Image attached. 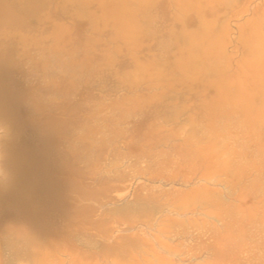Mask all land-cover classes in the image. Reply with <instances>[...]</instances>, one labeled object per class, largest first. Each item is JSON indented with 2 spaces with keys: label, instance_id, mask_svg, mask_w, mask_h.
I'll return each mask as SVG.
<instances>
[{
  "label": "rangeland",
  "instance_id": "obj_1",
  "mask_svg": "<svg viewBox=\"0 0 264 264\" xmlns=\"http://www.w3.org/2000/svg\"><path fill=\"white\" fill-rule=\"evenodd\" d=\"M146 1L126 0L131 45L96 1L93 21L64 0L10 4L0 182L25 173L0 200V264H33L30 246L42 264H264V60L247 64L242 32L264 0ZM200 19L231 95L200 61L213 49L198 74L176 67Z\"/></svg>",
  "mask_w": 264,
  "mask_h": 264
},
{
  "label": "bare ground",
  "instance_id": "obj_2",
  "mask_svg": "<svg viewBox=\"0 0 264 264\" xmlns=\"http://www.w3.org/2000/svg\"><path fill=\"white\" fill-rule=\"evenodd\" d=\"M7 3V4H4L5 2ZM31 1H33V0H18V1H16V0H0V24H2L3 22H7V23H9V24H11V22H10V19H11V16L12 15H14V16H18L19 14H15L16 13V11H13L12 9H9L10 7V4H11V6L12 5H14V4H16V3H18L17 5H19V9L20 10H28V4H30L31 3ZM94 1H96V2H98V4L100 5V8H107V7H110L111 8V11L110 10H106V11H104L105 9H103L102 10V12H104V13H102L101 14V16L103 17L104 15H106V12H108V13H110V14H112V16L114 15V20H112V22H109V23H111L110 25H111V30H112V32L117 36V38H119L120 40H122L121 42H125V43H127V44H132V43H134L135 41L137 42V40H136V38L138 37L137 36V34H138V32L136 31V29H130V27L129 28H126V25H130L129 23L127 24V19H126V17L128 16V15H131L136 9L135 8H129V7H127V5H126V0H64V5H66V6H70V8L72 9V10H74V11H76V14H77V16L79 15V16H85V17H87L88 19H89V21H93V18H95V17H93V16H95L92 12H89V11H87L86 10V6L89 4V3H91V2H94ZM149 1V4H152L153 2H154V0L152 1V0H148ZM148 1H146V4H148ZM182 1V0H181ZM16 2V3H15ZM30 2V3H29ZM137 2V1H136ZM172 2H173V0H172ZM179 2H180V0H179ZM38 3H39V0H38ZM173 3H177V1L176 2H173ZM146 6V5H145ZM5 8H7V9H5ZM30 8H31V6H30ZM13 11V12H12ZM262 12V11H261ZM100 15V14H99ZM2 16H3V18H2ZM100 16V17H101ZM109 16V15H108ZM111 16V15H110ZM99 17V16H98ZM133 17V16H132ZM264 16L262 15V17L261 16H259L258 17V19L259 18H262L261 20H264V18H263ZM104 18V17H103ZM103 18H102V22H103ZM5 21H4V20ZM96 19V18H95ZM101 19V18H100ZM99 19V20H100ZM108 19H109V17H108ZM108 19H105V20H108ZM112 19V18H111ZM129 19V18H128ZM110 20V19H109ZM201 21H200V23H199V25H198V27H197V29L195 30V32L193 31V33H191V32H188V33H190V34H183V36H181L180 34H181V32H178L179 34L178 35H180V37H183V39H184V41H185V43L187 44L186 46H184V48H182V52L184 53V56L182 57V58H179V59H177L176 60V67L179 69V72H181V74L184 76V77H189V76H191L192 74H198V73H200L201 71H200V69H199V64H197V66H195V58H202V56L201 55H203L201 52H203V51H206V50H211V49H213L214 50V52H212V55L211 54H209L208 56H207V58L209 59V60H205V59H200V61H202V64H204L205 65V62H207V66H209V67H211V71L213 72V73H215L216 74V76H217V78L216 79H214V81H212V84H213V86L215 87V89H216V91H219L220 93H226V94H230L231 95V88H230V86H229V84H228V82L226 81V79H224V78H220L219 76H221L223 73H224V71H226V72H231L230 71V69L228 68L227 70H225V69H223V67H221V65L222 64H218L217 62L219 61L218 60V57L217 56H219V51H216L215 49H216V47L215 48H213V42L215 41H212V39H210V36L213 34V33H215V30L213 31V28H212V26H211V24L209 25L208 23L209 22H205V21H202V20H204V19H200ZM206 20V19H205ZM256 21V20H255ZM258 21H260V20H258ZM5 22V23H6ZM105 23V22H104ZM131 23V22H130ZM252 23H254V22H252ZM251 23V24H252ZM258 23H260V22H258ZM258 23H257V25H255V24H253V25H255L254 26V28L256 29V31L255 30H252L253 31V33H250L251 35H249L248 34V32L247 31H245V33L246 34H248V35H245V33H244V31H242L243 32V34H244V38H245V40H244V44L246 45V47H244L245 49L246 48H248L247 50L249 51V53L251 54L250 56H251V60L250 59H247L248 60V62H247V64H250V66H251V68H253L252 66H254V64L256 63H258L259 61H261L262 62V59L264 60V34H262V33H264V31H262L263 30V28H264V22L262 23V24H260V25H258ZM108 25V24H107ZM253 25H248V27H252ZM250 28H248L249 29V31H250ZM130 29V30H129ZM251 29H253V28H251ZM221 32H223V31H221ZM221 32H219V34L221 33ZM182 33H185V32H183L182 31ZM211 34V35H210ZM223 35V34H222ZM213 36H216V33L215 34H213ZM19 37V36H18ZM17 37V38H18ZM212 37V36H211ZM222 37H224V36H221V34H220V39L222 38ZM242 37V36H241ZM19 39H22V38H20L19 37ZM220 39H218V41L220 42L221 40ZM243 40V39H242ZM241 40V41H242ZM16 41V38L15 39H11V37H9L8 35H6V36H4L3 37V39H0V71H2L3 69H5V67H6V57L9 55V53L10 52H12V50H14L13 49V44H14V42ZM17 41H19V40H17ZM223 41V40H222ZM221 41V42H222ZM135 42V43H136ZM220 42V45H222V44H224V43H221ZM134 43V44H135ZM242 43V44H243ZM124 44V43H123ZM133 44V45H134ZM243 44V45H244ZM216 45H217V43H216ZM125 48H129V47H126V46H124ZM221 47H223V46H221ZM130 49H131V47H130ZM218 49H220V48H218ZM223 49V48H222ZM220 51H222V50H220ZM247 51V52H248ZM11 54V53H10ZM220 55L222 56V54H221V52H220ZM204 56V55H203ZM220 57V56H219ZM206 58V57H205ZM206 58V59H207ZM221 58V57H220ZM9 59V58H8ZM217 59V60H216ZM203 60H204V62H203ZM208 61H210V63H208ZM8 62V61H7ZM220 62V61H219ZM9 63V62H8ZM11 63V65H13V62H10ZM215 63H217V64H215ZM208 64H211V66L210 65H208ZM213 64V65H212ZM259 64V63H258ZM263 64H264V62H263ZM261 64H259V66H260ZM203 66V65H202ZM223 66H225V67H227V65H223ZM249 66V67H250ZM256 66H258V65H256ZM256 66H255V68H256ZM246 67V66H245ZM8 68V66L6 67V69ZM204 69L205 68H207V67H203ZM254 69V68H253ZM253 69H249V71L248 72H252V70ZM262 69H264V68H260L259 69V67H257V69H254L255 71H253L252 72V74H254V73H256V70H262ZM209 70V71H210ZM7 71V70H6ZM261 72V71H260ZM6 73V72H5ZM264 73V72H263ZM229 74V73H228ZM2 75V74H1ZM157 75L158 76H161V74H160V72L159 73H157ZM232 75V72H231V74L229 75V76H231ZM249 75H251V74H249ZM262 76H264V75H262ZM261 76V77H262ZM5 77V76H4ZM251 77V76H250ZM255 77H257V78H259L258 76H257V74H255ZM254 79V81L255 80H257V81H259V79L260 80H262L261 78H259V79ZM3 79V78H2ZM228 80V79H227ZM264 81V80H263ZM257 83H259V82H257ZM236 84V83H235ZM235 84H233V85H235ZM237 84H239V83H237ZM262 84H264V82H262ZM232 85V86H233ZM240 85V84H239ZM236 86H238V85H236ZM4 87H5V85H4ZM241 89L242 88H240V91H241ZM4 90V89H3ZM3 90H1L0 89V99H3V98H5L6 99V97H4V94L5 93H3ZM5 91V90H4ZM9 98V97H8ZM9 101V100H8ZM1 102V101H0ZM3 102V101H2ZM5 102V101H4ZM42 104L40 103V102H34V107L36 108V109H40V108H42ZM6 107V106H5ZM44 107H45V105H44ZM3 109H4V107H3ZM2 110V109H1ZM5 112H6V109L4 110ZM8 111V110H7ZM3 112V111H2ZM10 112H12V111H10ZM8 113V112H7ZM9 114V113H8ZM7 114V115H8ZM49 114V113H48ZM47 114V115H48ZM9 116H11L10 114H9ZM7 117V116H6ZM45 117H46V115H45ZM51 114L49 115V118H47V120L48 119H51ZM9 119V118H8ZM10 120V119H9ZM50 121V120H49ZM45 122H46V120H45ZM54 122V121H53ZM57 124V123H56ZM9 126V125H8ZM44 126H45V123H44ZM47 126H48V123H47ZM56 126V125H55ZM14 128V127H13ZM45 128V127H44ZM12 129V128H11ZM10 129V130H11ZM51 129H53V128H51ZM53 132V131H52ZM54 134H55V132H53ZM8 134V133H7ZM57 134V133H56ZM10 139V138H9ZM9 139H8V141H9ZM7 142V141H6ZM23 147V146H22ZM14 149V148H13ZM18 149V148H17ZM6 151H7V148H6ZM11 151V150H10ZM8 152H9V150H8ZM6 153V152H5ZM10 153V152H9ZM24 153V152H23ZM7 154V153H6ZM17 155H18V153H17ZM7 157V156H6ZM9 157V156H8ZM23 157V156H22ZM13 158V157H12ZM17 158H18V156H17ZM31 158V157H30ZM7 159V158H6ZM15 159V158H14ZM14 159H12V160H14ZM17 160V159H16ZM23 161H25V160H23ZM13 162V161H12ZM18 163V162H17ZM12 165V164H11ZM15 165V164H14ZM18 165V164H17ZM19 165H20V163H19ZM16 167V166H15ZM33 168V167H32ZM31 168V169H32ZM11 169V168H10ZM22 170V171H21ZM38 170V169H37ZM35 171V170H34ZM8 172H9V170H8ZM35 172H37V171H35ZM25 173V171H24V169H19V168H12L11 169V171H10V173H9V175L8 176H6L5 177V179L4 180H2L1 182H0V200H6L7 199V197L8 196H11V195H13L15 192V194L16 195H20L21 194V190H19V189H17L16 188V186H17V184H18V182H17V180H19V178L20 177H23V174ZM35 179V178H34ZM39 183V182H38ZM22 184V183H21ZM20 184V185H21ZM19 185V184H18ZM35 185V184H34ZM40 186V185H39ZM23 187V186H22ZM32 188V187H31ZM23 189V188H22ZM33 189V188H32ZM38 189V188H37ZM205 192H207V191H205ZM49 193V192H48ZM25 194V193H24ZM23 194V195H24ZM198 194H200V193H198ZM27 195V194H26ZM30 195V194H29ZM25 196V195H24ZM6 198V199H5ZM28 198V197H27ZM13 200V199H12ZM11 200V201H12ZM30 202V201H29ZM18 203V202H17ZM14 205H15V203H14ZM18 205V204H17ZM21 205V204H20ZM2 206V205H1ZM29 206V205H28ZM19 207V206H18ZM24 235H26V234H24ZM23 235V237H25ZM27 237V236H26ZM25 242H27V239H26V241ZM28 244H29V242H27ZM26 246H28V245H26ZM30 246V245H29ZM22 248H25V247H22ZM26 249H28V256L29 257H31V258H33L32 260V262H34V263H36V264H42V261L41 260H44V259H41V258H38L39 256H37V254L35 253V250L34 251H32L33 249H31V246H30V248H26ZM26 249H25V251H26ZM22 251H23V249H22ZM27 252V251H26ZM25 252V253H26ZM27 255V254H26ZM41 259V260H40ZM31 260V259H30ZM36 262H35V261ZM33 263V264H34ZM44 263H47V262H44Z\"/></svg>",
  "mask_w": 264,
  "mask_h": 264
}]
</instances>
